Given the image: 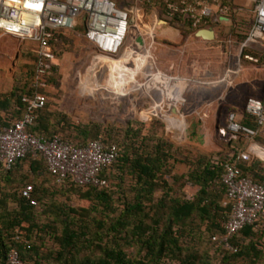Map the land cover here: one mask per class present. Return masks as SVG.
Masks as SVG:
<instances>
[{"label": "rangeland", "instance_id": "1", "mask_svg": "<svg viewBox=\"0 0 264 264\" xmlns=\"http://www.w3.org/2000/svg\"><path fill=\"white\" fill-rule=\"evenodd\" d=\"M112 1L116 5L129 6L139 0ZM148 1H152L155 6L161 2ZM150 11L151 7L146 5L144 14L148 15ZM173 25L169 23L157 26L153 30L154 44L149 52L141 49L133 59V64L129 60L127 67L116 61L114 65L113 60H107L106 65L97 68L98 61L93 63L92 50L82 38L83 27L79 24L72 30L63 31L61 39L54 44V80L44 89L48 100L46 107L52 114L53 121L63 117V122L56 124V130L72 141L81 142L84 140L83 136L72 128L88 126L92 132V126L97 125L99 136L109 137L120 143L122 128L131 122L137 128L136 146H152L154 143L165 141L172 156L184 162L194 160L200 154H209V146L205 144L210 139L212 145L221 142L225 149L223 143L227 140L226 135L222 137L218 132L213 134L202 131L201 114L207 112L208 125H211L209 128L212 130L213 124L223 123L225 114L233 108L232 106L240 108L243 100L250 95L261 96L260 91L264 87V57L256 53L258 60L252 62L245 59L244 55L255 56V52L243 50L239 63L241 69L244 68L245 83L238 86L225 82L213 83L226 67L236 63L238 50L235 42L238 36L232 34L228 26H214L213 38L205 40L196 36L193 30L182 25ZM165 31L169 33L166 34ZM35 49L36 44L29 40H20L9 35L0 37V92H6L13 85L21 86L25 82L32 67ZM129 53L128 51L122 55V62L130 57ZM148 62L154 66L147 65ZM109 65H113L109 69L117 71L116 76H119V80H124L123 82L111 83L112 78H115L108 74ZM141 68L147 70L146 73L157 69L176 78L172 83H179L181 99L176 102L175 113L176 117L180 115L184 120L183 131L170 125L167 119L161 116V111L149 112L158 98L155 92L146 95L136 90V81H143L142 74L136 75ZM167 103V99L163 98L162 109H165ZM143 113L147 118L139 116ZM139 119L144 121L139 122ZM28 164V161L21 163L8 176L0 172V213L7 214L17 209L14 200L24 183L35 186L39 200L31 210L39 228L31 230L29 242L37 246V251L31 252V257L27 258L25 264H54L47 255L53 247L51 236L58 224L55 223L52 229L46 224L55 218L60 207H86L88 202L79 199L75 190L56 186L38 164L35 166V172L29 169ZM167 164L173 165L174 174L185 170L183 163L168 159ZM260 166L264 172L263 161ZM166 179L172 188L168 195L181 198L182 195H189L196 190V187L183 184L182 180H172L170 176ZM132 182V178L125 172H116L115 168L110 170L106 184L115 192L113 198L116 205L120 204L116 198L122 199L123 196L130 197L133 194L130 191ZM166 189V186L161 184L153 197L160 196ZM72 216L76 221L78 217ZM208 234L209 231L203 223L194 218L185 226L179 241L183 248L195 250L203 259L208 255L209 264H221L217 251L208 241ZM248 240L249 238L245 237L243 244ZM251 240L259 250L254 261L250 262L248 257L239 256L233 264H264V227L253 231ZM134 250L132 247L127 248L129 254H134Z\"/></svg>", "mask_w": 264, "mask_h": 264}, {"label": "trees", "instance_id": "2", "mask_svg": "<svg viewBox=\"0 0 264 264\" xmlns=\"http://www.w3.org/2000/svg\"><path fill=\"white\" fill-rule=\"evenodd\" d=\"M61 34V31L52 32L49 40L52 52L54 44L61 39ZM34 60L35 55L32 67L21 86L13 85L8 91L0 92V126L10 125L21 117L25 109L21 100L23 97L31 96L35 92H44L36 81L41 80L48 86L54 80L52 75L56 65L51 64L46 74L36 76ZM47 101L46 99L44 105L34 111V120L29 131L35 135L48 138L56 135L75 146H82L89 140L97 139L102 143H115L117 147L115 160L99 172V177L105 181L102 186H77L68 179L56 182L40 157L24 156L15 161L9 169L0 167V172L8 176L25 161H28L32 172L36 171L35 166L38 164L56 186L66 190L73 189L79 199L88 202L86 207H60V214L57 213L55 218L46 224L51 229L55 223L58 224V230L54 228V234L51 236L53 247L47 255L54 264H209L208 255L203 259L195 250L183 248L179 241L185 226L194 218H198L209 231L208 241L217 251L221 264H233L239 256L248 257L250 262L254 261L259 250L252 242L251 235L253 231L264 227V212L257 218L255 226H245L229 239L230 249L210 239L212 235L222 232L223 223L230 211L228 204H222L224 190L220 175L223 164L235 161L243 175L264 184V172L260 166L262 161L255 158L249 161L236 159L238 152L244 149L247 143L243 134L226 136L227 140L223 143L225 149L222 151L200 154L194 160L184 162L172 156L165 141L154 143L152 146H136L137 128L131 122L122 128L120 143L109 137L99 136L97 125L92 126V132L88 126L73 127L84 140L72 141L56 130V124L60 125L63 117L54 122L52 114L47 110ZM139 116L147 118L144 113ZM240 122L247 126L254 125L253 119L246 114H242ZM255 140L264 143L262 137L256 136ZM168 159L183 163L185 170L174 174L173 165L167 164ZM112 168L119 173L125 172L133 181L130 187L133 194L130 197L123 196L122 199L116 198L120 202L118 205L114 203L115 192L106 184ZM169 176L172 180L179 179L185 185L196 187V190L189 195H182L181 198L168 195V191L172 190L166 179ZM161 184L167 189L160 196L153 197ZM25 186L31 188L27 197L21 195ZM36 189L32 184L24 183L14 200L17 209L7 214L0 213V264H5L6 253L10 248L17 251L22 264L31 257L32 251H37V246L29 242L31 230L39 228L31 210L39 200ZM72 215L78 217L76 221ZM245 237L249 240L243 244ZM129 247L135 249L134 254L127 252Z\"/></svg>", "mask_w": 264, "mask_h": 264}, {"label": "built area", "instance_id": "3", "mask_svg": "<svg viewBox=\"0 0 264 264\" xmlns=\"http://www.w3.org/2000/svg\"><path fill=\"white\" fill-rule=\"evenodd\" d=\"M151 2L139 0L133 5L120 6L112 0H0V37L9 35L36 44V76L46 74L53 64L54 54L49 44L52 32L72 30L79 24L83 27L82 38L92 50L93 63L98 61L97 68L106 65L107 60L125 66L131 60L133 64L141 49L149 52L154 44L153 30L169 23L195 32L206 27L228 26L231 33L238 36L236 63L226 67L213 83L231 84L240 72L239 59L243 50H252L264 57V0H161L156 6ZM146 5L151 7L152 14H144ZM223 18L228 19L229 24H224ZM137 38H140L139 45ZM128 51L130 57L122 62V55ZM244 58L252 62L258 60L257 56L244 55ZM147 65L154 66L149 62ZM146 71L141 68L136 73L143 75V81H136V90L146 95L157 93L158 101L149 112L161 111L165 118L173 111L172 100L165 93L175 84L172 80L176 78L157 69ZM152 77H156L154 82ZM158 79L167 82L164 85ZM36 84L43 90L46 87L41 80ZM163 98L168 101L165 109H162ZM21 100L25 104L21 117L10 125L0 126V167L9 169L24 156L40 157L56 182L68 179L77 186L105 185L99 172L115 160L116 144L94 139L75 146L56 135L49 138L35 135L29 127L33 124L34 111L44 105L46 95L35 92ZM242 113L253 119V126L242 124L234 111H228L218 134L222 137L243 134L247 143L236 159L249 161L255 158L264 162V143L255 140L256 136L264 138V99L246 97ZM220 181L224 190L222 204H228L230 211L222 232L210 239L230 249L229 239L243 227L255 226L257 218L264 212V184L243 175L235 161L223 164ZM30 190V186L23 187L21 195L27 197ZM5 264H22L15 249L7 251Z\"/></svg>", "mask_w": 264, "mask_h": 264}, {"label": "crops", "instance_id": "4", "mask_svg": "<svg viewBox=\"0 0 264 264\" xmlns=\"http://www.w3.org/2000/svg\"><path fill=\"white\" fill-rule=\"evenodd\" d=\"M150 14H152V12L150 11ZM162 25H165V24H161V26ZM165 33L166 34H168L169 32H167V31H165ZM122 61H123V59H122ZM115 62V61H114ZM114 65H116V62H115V64ZM113 65H109V67H108V74H110V75H113V77L116 79V81H115V79H113L112 78V84H120L121 82H123L124 80H119L120 78H118L119 76H116L117 74V71H114V69H113V71L112 70H110L109 68H111ZM239 66H240V63H239ZM243 70V71H242ZM243 74H244V68L243 69H241V67H240V72H239V74H238V76L231 82V84H233L234 86H238V85H240V84H242V83H245L244 82V80H243ZM239 75H240V77H239ZM112 77V76H111ZM159 80V79H158ZM159 81H161V82H164L163 80H159ZM153 82V81H152ZM167 82V81H166ZM166 82H164V83H162V84H164L165 85V83ZM179 83H177V84H173L172 86H171V89H170V92H171V94H169L168 92L169 91H167L166 93H165V95H166V97L167 98H170L171 100H172V106H173V111H170L171 112V114L170 115H166L165 116V118L167 119V121L170 123V125H173V126H176V127H178L181 131H183L184 130V128H185V125H184V120H183V118L180 116V115H178L179 117H176V113H175V111H176V109H175V103L176 102H178L181 98H180V89H179ZM260 92H262V94H261V96H257V95H255L254 97H257V98H259V99H264V87H263V90H261ZM250 96H253V95H250ZM245 100V99H244ZM244 100H243V102H244ZM242 105H243V103H242ZM242 105L240 106V108H238V107H236V106H232L233 108H230V110L229 111H234L235 113H236V115H237V117L238 118H241V116H242ZM226 115V114H225ZM207 116H208V114H207V112H203L202 114H201V122H202V125H201V127H202V131H205V132H207V133H209V132H211V133H216V132H218V129L219 128H221V127H223L224 126V124H225V116H224V120H223V123H220V124H213L212 125V130L209 128L210 126L208 125V118H207ZM167 122V123H168ZM168 123V124H169ZM210 124V123H209ZM210 141H211V139L209 140V142H206V144L205 145H207V146H209L208 148H209V150H207L209 153H215V152H217V151H222V149H224V147L222 146V144H221V142H215V144L216 145H212L211 143H210ZM214 143V142H213ZM263 153H264V151H262Z\"/></svg>", "mask_w": 264, "mask_h": 264}, {"label": "water", "instance_id": "5", "mask_svg": "<svg viewBox=\"0 0 264 264\" xmlns=\"http://www.w3.org/2000/svg\"><path fill=\"white\" fill-rule=\"evenodd\" d=\"M221 21L224 24H229V20L226 18L221 19ZM195 35L199 36L202 39L210 40L213 38L214 32H213V29L211 27H206V28H201V29L196 30ZM136 42L139 45L140 44V38H137Z\"/></svg>", "mask_w": 264, "mask_h": 264}, {"label": "bare ground", "instance_id": "6", "mask_svg": "<svg viewBox=\"0 0 264 264\" xmlns=\"http://www.w3.org/2000/svg\"><path fill=\"white\" fill-rule=\"evenodd\" d=\"M156 80V77H152V81L154 82ZM164 82H166V80L164 79L163 80ZM159 82H161V81H159ZM164 82H161V83H164ZM169 94H171V92H170V90H169V92H168Z\"/></svg>", "mask_w": 264, "mask_h": 264}]
</instances>
